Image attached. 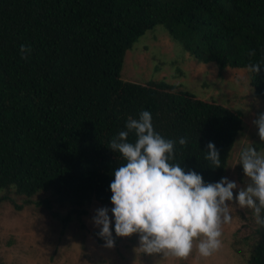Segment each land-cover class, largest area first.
I'll list each match as a JSON object with an SVG mask.
<instances>
[{
  "label": "trees",
  "instance_id": "1",
  "mask_svg": "<svg viewBox=\"0 0 264 264\" xmlns=\"http://www.w3.org/2000/svg\"><path fill=\"white\" fill-rule=\"evenodd\" d=\"M158 25L203 63L246 69L264 99V0H0V205L40 193L75 212L112 205L113 172L126 161L108 145L144 110L176 141L172 163L206 183L226 177L241 112L164 82L121 79L127 52ZM21 45L31 46L28 59ZM255 63L257 75L248 70ZM209 142L220 168L205 159ZM248 264H264L259 225Z\"/></svg>",
  "mask_w": 264,
  "mask_h": 264
},
{
  "label": "rangeland",
  "instance_id": "2",
  "mask_svg": "<svg viewBox=\"0 0 264 264\" xmlns=\"http://www.w3.org/2000/svg\"><path fill=\"white\" fill-rule=\"evenodd\" d=\"M121 79L141 84L164 82L199 99L241 112L244 125L231 152L226 177L241 187L251 183L239 164V154L249 146L264 150V141L253 123L264 113V99L255 96L246 69L222 71L216 64L197 60L158 25L127 52ZM11 199L13 202L0 205V264H248L258 228L251 209L231 204L232 219L222 226L220 249L202 257L194 246L192 254L181 260L144 252L139 234L117 236L111 211L108 214L115 244L106 247L94 217L98 209L110 210L113 205L94 201L75 212V208L60 204L50 193L34 196L29 199L31 203L15 194H11Z\"/></svg>",
  "mask_w": 264,
  "mask_h": 264
},
{
  "label": "clouds",
  "instance_id": "3",
  "mask_svg": "<svg viewBox=\"0 0 264 264\" xmlns=\"http://www.w3.org/2000/svg\"><path fill=\"white\" fill-rule=\"evenodd\" d=\"M20 51L22 59H28L31 46L21 45ZM249 55L254 56L255 51ZM260 67L259 63L250 64L248 70L257 75ZM253 123L264 141V113ZM126 129L108 145L126 161L113 172V207L98 209L94 217L106 247L115 244L109 211L117 236L139 234L144 252L163 253L181 260L192 254L194 246L202 257L220 249L222 226L232 219L231 204L251 209L255 223L264 227V150L249 146L239 154V164L251 181L246 187L227 177L206 183L196 171H186L179 163H172L176 141L155 131L150 111H141L138 119L129 117ZM130 133L135 135V142L129 141ZM178 143L186 146L187 137H181ZM207 149L205 159L211 167H222L215 144L209 142Z\"/></svg>",
  "mask_w": 264,
  "mask_h": 264
}]
</instances>
